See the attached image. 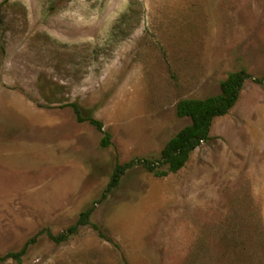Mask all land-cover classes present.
I'll return each mask as SVG.
<instances>
[{
    "label": "rangeland",
    "instance_id": "obj_1",
    "mask_svg": "<svg viewBox=\"0 0 264 264\" xmlns=\"http://www.w3.org/2000/svg\"><path fill=\"white\" fill-rule=\"evenodd\" d=\"M242 67L264 75V0H0V255L73 224L117 160L158 157L190 124L180 99ZM210 135L176 173L127 172L91 217L113 242L85 226L0 264H264V85Z\"/></svg>",
    "mask_w": 264,
    "mask_h": 264
},
{
    "label": "trees",
    "instance_id": "obj_2",
    "mask_svg": "<svg viewBox=\"0 0 264 264\" xmlns=\"http://www.w3.org/2000/svg\"><path fill=\"white\" fill-rule=\"evenodd\" d=\"M5 1L8 2V0ZM52 5L53 8L57 7V4ZM131 11H133L132 3L128 12L123 14L121 21L126 19ZM249 79H254L255 82L264 85V75L255 77L246 68L242 67L229 73L221 82V92L219 94L206 98L189 97L180 99L176 105L177 116L180 118L188 117L191 122L165 144L158 157H135L126 162L117 160L107 186L97 199L81 211L73 224L58 233H54L48 227L41 229L20 250L0 255V262L12 260L21 263L30 247L36 244L41 236H47L55 244H62L78 234L80 229L85 226L92 227L101 238L113 242V239L98 224L91 220L98 204L105 201L119 187L123 177L132 169L141 167L156 177H166L170 173L180 171L190 160L193 151L211 139L210 134L214 120L228 114L237 104L243 87ZM67 105L73 108L78 122L87 121L103 134L100 143L102 147L111 146L112 134L104 129V123L101 120L92 115H86L81 105L77 102Z\"/></svg>",
    "mask_w": 264,
    "mask_h": 264
}]
</instances>
